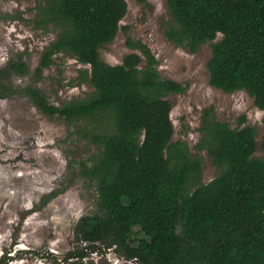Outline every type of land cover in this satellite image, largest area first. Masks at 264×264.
Masks as SVG:
<instances>
[{
  "label": "trees",
  "instance_id": "16d2710c",
  "mask_svg": "<svg viewBox=\"0 0 264 264\" xmlns=\"http://www.w3.org/2000/svg\"><path fill=\"white\" fill-rule=\"evenodd\" d=\"M166 3L167 38L192 53L211 42L210 85L245 91L264 111V0ZM127 9L126 0H35L30 19L19 12L0 16L56 34L35 68L22 56L0 67V99L26 97L41 113L74 125L96 148L88 159L70 161L59 186L29 212L84 181L97 192L96 208L74 227L84 250L111 248L136 264H264V156H255L257 129L246 115L232 126L205 109L196 148L207 151L219 172L202 182V160L190 154L187 142L173 141L167 99L189 83L162 77L148 45L131 37L127 46L140 53L126 54L116 65L101 58ZM60 53L89 66L80 73L93 90L56 105L39 83ZM15 76L28 82L15 84Z\"/></svg>",
  "mask_w": 264,
  "mask_h": 264
},
{
  "label": "rangeland",
  "instance_id": "374dc122",
  "mask_svg": "<svg viewBox=\"0 0 264 264\" xmlns=\"http://www.w3.org/2000/svg\"><path fill=\"white\" fill-rule=\"evenodd\" d=\"M128 9L115 39L104 44L101 58L112 65L139 49L127 46L128 37L147 44L158 59L162 77L189 83L183 93L167 96L172 108L173 141L188 143L190 154L202 160L201 181L209 182L218 168L207 151H200V127L205 109H213L222 121L237 125L241 115L257 129V157L264 156L261 145L264 111L245 91L226 93L209 83L207 63L212 43L203 44L195 53L175 45L165 34L170 19L166 0H126ZM35 0H0V16L21 13L30 19ZM54 30L35 29L30 23L0 18V67L10 59L23 57L31 68L37 66L42 50L55 38ZM222 35H218V39ZM143 58L140 64L143 67ZM89 69L69 54H57L55 64L44 70L39 86L49 100L62 105L85 98L93 87L82 82L80 71ZM15 84L28 78L15 76ZM74 125L41 113L23 96L0 99V255L7 264H136L119 257L111 248L84 250L74 227L82 215L96 208L97 192L84 181L72 185L43 209L29 212L41 196L59 186L70 161L88 159L96 148L76 134ZM107 248V249H106ZM87 254L77 256V251Z\"/></svg>",
  "mask_w": 264,
  "mask_h": 264
},
{
  "label": "flooded vegetation",
  "instance_id": "af4514ba",
  "mask_svg": "<svg viewBox=\"0 0 264 264\" xmlns=\"http://www.w3.org/2000/svg\"><path fill=\"white\" fill-rule=\"evenodd\" d=\"M4 256H6L5 254H2V255H0V264H1V260H2V258L4 257ZM7 257V256H6ZM8 258V257H7ZM9 259V258H8ZM7 259V260H8Z\"/></svg>",
  "mask_w": 264,
  "mask_h": 264
}]
</instances>
